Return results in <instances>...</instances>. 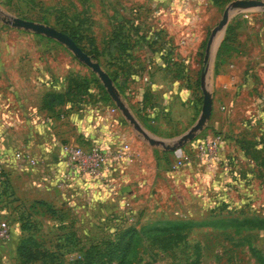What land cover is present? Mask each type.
Here are the masks:
<instances>
[{"label": "rangeland", "instance_id": "1", "mask_svg": "<svg viewBox=\"0 0 264 264\" xmlns=\"http://www.w3.org/2000/svg\"><path fill=\"white\" fill-rule=\"evenodd\" d=\"M231 1L0 0V16H22L71 31L109 73L143 127L142 114L162 117L158 121H165L159 124L165 130L146 129L166 144L197 118L201 86L215 94L209 118L191 139L175 150L151 145L123 116L98 75L70 49L0 17V158L5 157L0 219L9 227V234L0 237V264H81L85 255L86 264H262L264 6L230 7L207 73L200 76L207 36ZM233 57L237 82L230 90L215 89L212 79ZM44 66L53 74L48 89L37 77ZM67 85L65 101L49 110L55 119L64 117L63 133L76 126L65 119L68 114L83 123L88 116L116 117L126 133L109 137L96 129L95 139L76 130L73 139L60 134L52 142L50 162L59 165L60 145L66 141L108 149L126 143L127 154L113 159L107 170L108 184L91 180L60 187L56 168L51 173L42 169L46 161L39 147L24 144L25 124L15 128L11 123L12 107L23 114L24 93L28 104L41 107L48 90L63 92ZM82 85L84 94L78 93ZM172 102L195 105L189 126L167 120ZM206 141L211 149L201 151L199 143ZM17 149L29 150L37 162L13 160ZM134 149L140 157L133 156ZM178 156L182 163L172 167ZM46 176L52 181L46 182ZM84 210L91 219L84 218ZM26 236L42 251L37 259L20 254Z\"/></svg>", "mask_w": 264, "mask_h": 264}, {"label": "crops", "instance_id": "2", "mask_svg": "<svg viewBox=\"0 0 264 264\" xmlns=\"http://www.w3.org/2000/svg\"><path fill=\"white\" fill-rule=\"evenodd\" d=\"M26 59L27 58L24 57V60ZM234 60L236 59L233 57L231 59H228V61L222 63V66L219 69L217 75L212 79V82L216 84L215 89L216 87H219L222 90L223 89L230 90L231 88H233L234 86L233 84L237 82L236 78L239 76V71L237 69V66L233 63ZM39 69H41L38 70L41 72H39L37 76L39 77L38 78L39 81L41 79V83L40 82L39 83L43 85V87L45 86V89L50 88L52 86L53 74L46 66H44L43 68L40 67ZM35 71L36 73H38L37 70ZM24 74L25 73L23 72V77L25 78L26 75L28 74L25 75ZM24 90L26 91V87ZM210 92L212 96V105H213L215 100V94L212 91ZM22 100L24 102L21 103L23 114H21V111L18 110L16 105L12 107L11 123L14 124L13 126H15V128L18 126L19 123L25 124V128H24L25 130L23 134L24 144L30 148H33L36 145L39 147V151L41 150L39 154L42 155L43 159L46 161V162L44 161L45 166H43L42 168L43 170H45L46 173L48 171H50V173L53 172L54 168H56L55 172L57 173L60 168L57 166V164L50 162V157L53 152L52 142L54 141L55 137L58 138L60 134L70 136L73 139L77 135L75 132V136H73L74 130H76L77 133L82 132L83 136H85L86 138H94L97 135L96 129L97 130L102 129L104 134L108 135L109 137L110 135H115L116 137H119V135L121 136L122 134H124V132L126 133V125L122 124V121H120V119L116 117H111L110 119L107 118L102 119V118H96V116L94 117L88 116L89 119L87 123L86 122L83 123L80 121V119L77 120L71 114H68V116H66L65 119H68L69 122L74 123V125L76 126H74V128H71V126H69L71 130L67 131V133L66 132L63 133L62 127L65 124L62 122H65L64 117L60 119H55V116L50 114L49 109L40 107L39 104H35L33 106L31 104H28V102L31 103V101L29 100L28 95L26 93H24ZM194 106H195L194 104L192 105L189 104L188 102H172V104L168 106L170 107V111H169V116H167V120L173 124H177L181 128H185L189 126L194 116V112H195ZM212 116H213V112H212ZM142 118H143L142 123L145 129L147 128L148 130L155 133H160L159 128L165 130V127L159 125L161 122L165 124V121H163L162 119L158 121V118H162L161 116H153L152 114H142ZM213 121L219 122V120L216 118ZM69 122L66 124L70 125ZM81 123L82 125L80 126ZM75 140H80V136H78V138H75ZM133 146L135 148V145ZM131 148L133 147L131 146ZM135 149L133 150L134 151L133 156L140 157L139 154L138 156L137 154H135V151H137ZM45 178H46V182H49L51 180V178L47 176ZM87 187H89V184H87ZM88 190H90V187L87 189V192H89ZM83 213H84V218L86 220L91 219L90 212H86L84 210Z\"/></svg>", "mask_w": 264, "mask_h": 264}, {"label": "water", "instance_id": "3", "mask_svg": "<svg viewBox=\"0 0 264 264\" xmlns=\"http://www.w3.org/2000/svg\"><path fill=\"white\" fill-rule=\"evenodd\" d=\"M251 7V6H264V0H232L230 4L226 5L223 10L221 17L219 20L214 24L210 32L207 36L205 47H204V54L202 57V64L200 67V76L201 79L206 75L211 55L214 49V46L218 44L221 39V33L225 28L226 22L229 17L230 7ZM1 20L13 27L23 28L25 30H29L35 33H40L48 37H52L62 43L66 48L70 49L73 54L82 62L90 66V68L98 75L99 79L101 80L103 86L105 87L107 93L114 101L116 106L119 108L120 112L123 116L128 120V122L133 126L135 130H137L144 139L148 141L150 144H163L165 148L175 149L176 147L180 146L186 139H191L194 133L197 130H200L206 120L210 116L211 107H212V96L210 90L202 85L201 92H202V103L200 107V112L192 123L190 128L176 137L175 142L171 144L164 143L163 138L156 137L151 135L137 120L135 115L131 112L129 107L123 101L120 96V93L113 83V80L109 73L102 68L99 61L93 59L89 53L81 48V46L73 39V37L66 31H63L56 26L45 23L42 21H37L30 18H25L22 16L17 15H5L0 16ZM201 80V84H202Z\"/></svg>", "mask_w": 264, "mask_h": 264}, {"label": "built area", "instance_id": "4", "mask_svg": "<svg viewBox=\"0 0 264 264\" xmlns=\"http://www.w3.org/2000/svg\"><path fill=\"white\" fill-rule=\"evenodd\" d=\"M214 143V141H213ZM211 142L199 143L198 148L201 151L211 149ZM127 144L123 143L116 148L108 149L104 146L82 145L74 142H63L60 145V156L58 167L57 183L60 187H70L77 182H90L99 180L108 184L107 170L112 164V160L123 157L127 154ZM0 158V174L3 170V161ZM13 160H20L25 164L34 165L37 159L27 149H17L11 154ZM183 158L178 156L173 162L172 167H177L182 163ZM125 208H129L128 200H123ZM9 234V227L4 219H0V237H6Z\"/></svg>", "mask_w": 264, "mask_h": 264}, {"label": "trees", "instance_id": "5", "mask_svg": "<svg viewBox=\"0 0 264 264\" xmlns=\"http://www.w3.org/2000/svg\"><path fill=\"white\" fill-rule=\"evenodd\" d=\"M58 28L63 30V31H66L62 27H58ZM66 32H68L73 37V39L77 42V39H76L75 35L71 31H66ZM224 37H226V36H224ZM222 45H223V41L221 42V44H220V46L218 48L217 57L220 54V47ZM221 62H223V61H221ZM85 89H84V85H82V87L78 91V93L84 94ZM68 91H70V88H69L68 85H67V87L65 88V90L63 92H60V91H57V90H48L47 93H46L48 95V101L47 102H43L41 107L51 110L54 107L55 104L60 103L64 99V94L66 92H68ZM64 101H65V99H64ZM32 245H36V246H32ZM19 251H20V254H22L23 257L28 259V260L37 259L40 255H42L41 249L38 248L36 241L31 236H26L20 241ZM85 256L83 258H81V262H82L81 264L88 263V260H86ZM261 262H262V264H264V258H261Z\"/></svg>", "mask_w": 264, "mask_h": 264}]
</instances>
